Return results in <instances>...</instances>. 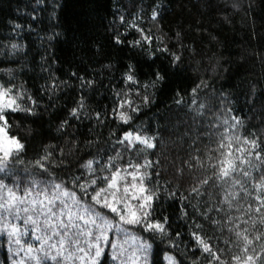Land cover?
<instances>
[{"label": "trees", "instance_id": "16d2710c", "mask_svg": "<svg viewBox=\"0 0 264 264\" xmlns=\"http://www.w3.org/2000/svg\"><path fill=\"white\" fill-rule=\"evenodd\" d=\"M154 7L159 15L153 21ZM121 16L126 21L123 24ZM132 23L150 30L154 48L168 51H155L149 58L147 52L131 47L127 42L142 35ZM114 31L126 34L122 35L125 44L112 42ZM12 43L20 47L12 50ZM173 54L181 57L178 64ZM128 64L136 66L141 81L151 80L157 68L165 70L167 78L148 89L151 103L141 104L130 124L122 125L118 119L113 121L110 109L114 92L125 87L121 79ZM0 69H10L13 82L40 103L37 115L10 116L11 133L25 145L20 154L23 164L16 165L22 176L25 169L32 171L34 158L47 146L59 145L63 150L67 167L56 168L54 175L67 177L77 174L82 160L99 158L105 149L114 155L116 136H110L111 132L121 135L124 130H139L155 137V149L140 145L124 151V146L116 145L125 161L142 162L146 157L159 162L155 165L159 177L153 173L161 186L157 213L170 218V234L178 246L172 247L159 235L149 239L144 233L152 244L147 264H165L166 254L177 264H206L205 254L193 253L195 245L190 242L189 233L197 225L214 250L219 249L225 264H235L231 257L243 255L245 235L253 241L249 254L264 253V210L255 211L253 196L244 195L233 180L223 188L203 184L213 176L211 163L215 160L209 158L217 148L219 133L224 132L223 128L216 131L224 119L231 124L235 116L240 121L230 135L258 137L264 144V0H0ZM77 77L94 84L82 87ZM0 78L7 80L8 75L0 73ZM53 80L60 85L55 92L50 90ZM82 96L86 115L73 119L69 111ZM177 98L183 103L177 104ZM191 99L197 104H190ZM96 111H108L103 123L95 119ZM65 119L70 121L66 135L58 131ZM251 159L257 168L264 166V153L260 161ZM60 161L58 150L54 163ZM235 180L252 191L251 177L238 173ZM256 182L264 183V178L257 176ZM193 188H199L201 194L193 193ZM225 191L239 194L231 208L224 204L219 214L210 212L221 207ZM185 205L187 217L182 215ZM202 212L211 219H201ZM177 232L183 243L175 236ZM132 234L141 235L138 229ZM106 251L111 253V249ZM9 262L1 240L0 264ZM112 263L109 258L108 264ZM256 264H264V254Z\"/></svg>", "mask_w": 264, "mask_h": 264}, {"label": "snow or ice", "instance_id": "6c2138e0", "mask_svg": "<svg viewBox=\"0 0 264 264\" xmlns=\"http://www.w3.org/2000/svg\"><path fill=\"white\" fill-rule=\"evenodd\" d=\"M158 15L154 7L151 19L156 20ZM120 20L122 24L126 22L123 16ZM131 27L142 34L139 39L127 42L131 47L147 52L149 58L154 57L155 51H168L167 48L153 47L155 38L150 30L146 31L138 23H132ZM122 35L126 37V34L114 31L112 42L116 45L125 44L126 39ZM19 47L16 43L11 44L12 50ZM172 59L178 64L181 57L173 54ZM0 73L8 75L7 80L0 78V173H3L0 176V239L7 244L11 264H108L109 258L125 264L121 260L123 245L116 243L113 237L127 236L130 229H138L141 234L138 237L139 253L145 261L152 244L144 238V233L148 234L149 239L159 235L168 239L172 247L178 246L170 234V218L157 213L161 186L153 179V173L159 177V173L155 172V165L159 162L146 157L142 162H133L131 159L125 161L122 152L116 148V145H122L124 151H128L143 145L146 149H155V137L144 135L139 130H124L121 135L111 132L110 136H116L115 144L112 145L114 155L105 149L99 158L92 156L91 159L82 160L77 174H69L67 177L54 175L56 168L67 167L63 163V150L59 145L47 146L42 155L34 158L32 171L25 169L26 175L22 176L16 165L23 164L20 154L25 151V145L20 137L11 133L10 116L15 113L37 115L40 103L34 94L13 82L10 69H0ZM72 75L76 76L75 73ZM151 76V80L141 81L136 66H126L121 79L125 87L114 92V104L110 109L113 121L118 119L122 125H129L133 113L140 111V105L151 103L148 89H155L158 84H162L167 78V72L157 68ZM77 79L82 81V87L94 84V81H84L81 77ZM59 86L53 80L50 90L55 92ZM192 91L196 93L197 89ZM176 103L181 104L183 100L177 98ZM189 103L197 104V101L191 99ZM198 107L203 109L204 105L198 104ZM85 109L82 96L70 109L69 115L79 120L86 115ZM225 110L232 111L230 108ZM107 116L108 111L95 113L98 123H103ZM231 120L233 123L230 124L228 119H224L216 128L218 133L220 128L224 132L219 133L217 148L211 150L213 155L209 158L210 162L215 160V163H211L213 176L204 180L203 184H217L223 188L229 180H233L235 185L243 188L244 195L253 196L255 211L261 213L264 210V183H257L256 179L257 176L264 178V166L257 168L251 158L260 161L264 144L259 142L258 137L249 139L247 136L230 135L240 124L235 116ZM69 125L68 119L61 121L58 131L68 134ZM58 150L61 161L54 163ZM248 169H253L256 175H252ZM238 173L246 179L251 177L254 184L251 192L240 180H235ZM192 191L201 194L199 188H193ZM170 195L175 197L176 193ZM238 195L225 191L221 207L209 211L219 214L224 204L231 208L232 201ZM187 207L185 205L182 209L185 217L188 216ZM248 208L252 209L251 203ZM206 217L211 219L208 213L202 212L201 219ZM175 236L180 238L179 243H183L181 233L177 232ZM189 237L195 245L193 253L202 251L206 264H225L219 249L214 250L211 240L205 239L201 226L197 225V230L190 232ZM243 240V255H233L231 259L235 264H256L264 253L249 254L253 241L247 235ZM106 249H111V253ZM133 256L138 259L135 253ZM173 264H177V261L174 260Z\"/></svg>", "mask_w": 264, "mask_h": 264}, {"label": "rangeland", "instance_id": "374dc122", "mask_svg": "<svg viewBox=\"0 0 264 264\" xmlns=\"http://www.w3.org/2000/svg\"><path fill=\"white\" fill-rule=\"evenodd\" d=\"M133 231H134V229H130L129 234L127 236L122 237V238L113 237V239L115 240L116 243L123 245L124 251L121 255V260H123L125 262V264H147V261H145L143 259V257L140 256V253H139L140 240L138 237L136 239H133V237H136L135 235L132 234ZM1 240L2 239H0V241ZM5 247L7 249L6 243H5ZM118 251H119V249H118ZM134 253L136 254V257H138V259L134 258V256H133ZM9 257H10V253H9ZM164 258H165V264H173L174 258L172 257V255L166 254ZM112 262H113L112 264H121L120 260H117L115 262L112 261ZM9 264H11V260H10Z\"/></svg>", "mask_w": 264, "mask_h": 264}]
</instances>
